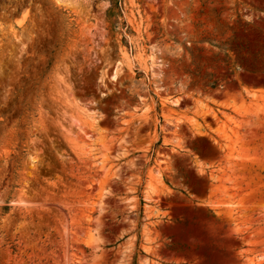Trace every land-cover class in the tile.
Wrapping results in <instances>:
<instances>
[{
	"label": "rangeland",
	"instance_id": "rangeland-1",
	"mask_svg": "<svg viewBox=\"0 0 264 264\" xmlns=\"http://www.w3.org/2000/svg\"><path fill=\"white\" fill-rule=\"evenodd\" d=\"M0 264H264V0H0Z\"/></svg>",
	"mask_w": 264,
	"mask_h": 264
},
{
	"label": "crops",
	"instance_id": "crops-1",
	"mask_svg": "<svg viewBox=\"0 0 264 264\" xmlns=\"http://www.w3.org/2000/svg\"><path fill=\"white\" fill-rule=\"evenodd\" d=\"M249 91L250 92H257L259 91V88H249ZM220 112V111H219ZM223 113H225L226 115L228 116H233L234 113L232 110H225L223 111ZM208 136L207 132H205L204 130V133L201 132L200 136L201 138H206ZM182 155H184V153H180ZM198 162H202V164H205L206 166L204 167V169L206 170H212V171H216V168H214V166H210L207 164V161L205 159H202V158H199L197 160ZM209 166V167H208ZM163 197L161 195H159V199L161 200ZM185 199L187 202H189L191 205H194V206H197V207H201V208H209V209H212L211 206L209 205H206L204 203H210L212 205H214V207H216V188L214 189V187L212 188V185L211 187H209L205 193L203 194H200V195H189V196H185ZM164 208V207H162ZM163 211L161 210L159 216L157 217L158 218V222L159 223H163V222H166V219L167 217L163 215ZM160 257V260L165 262V258H162L161 256Z\"/></svg>",
	"mask_w": 264,
	"mask_h": 264
},
{
	"label": "bare ground",
	"instance_id": "bare-ground-1",
	"mask_svg": "<svg viewBox=\"0 0 264 264\" xmlns=\"http://www.w3.org/2000/svg\"><path fill=\"white\" fill-rule=\"evenodd\" d=\"M142 58H140V60H141ZM145 59V58H144ZM145 62V65H146V67H147V69H148V71L149 72H151V74L152 75H155L154 74V72H153V67H154V65L156 64V62L153 60V58L150 56H148V59L146 60V61H144ZM117 75H118V73H117V70H113V72H112V74H111V77H110V80H115V78L117 77ZM154 77V76H153ZM255 93V92H254ZM177 102H178V100L176 99L174 102H172V104L173 105H176L177 104ZM88 122V121H87ZM90 122L91 123H85V125L86 126H88V127H91V126H93L94 124H95V118H93V117H91L90 118ZM84 125V124H83ZM199 133H200V131H199ZM90 151H92V148H91V150ZM197 165V168L198 169H200V170H202V163L201 164H196ZM204 165V164H203ZM206 166V165H205ZM153 190V189H152ZM155 191V190H154ZM153 193H155V192H153ZM156 193H157V191H156ZM148 201V200H147ZM19 204V203H18ZM204 204H206V205H209V206H211V208H214V205H212V204H210V203H204Z\"/></svg>",
	"mask_w": 264,
	"mask_h": 264
}]
</instances>
